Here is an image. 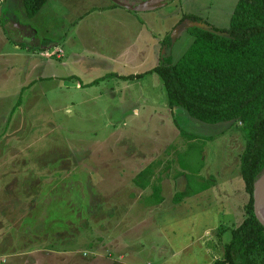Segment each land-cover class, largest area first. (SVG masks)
<instances>
[{"label":"rangeland","instance_id":"1","mask_svg":"<svg viewBox=\"0 0 264 264\" xmlns=\"http://www.w3.org/2000/svg\"><path fill=\"white\" fill-rule=\"evenodd\" d=\"M9 1L0 0V264H124L115 261L122 232L136 243L128 253L134 264H146L147 251L136 252L154 245L153 234L144 230L137 238L140 225L126 228L152 192L133 181L150 163L160 185L163 177L182 174L181 166L197 171L195 187L201 180L215 184L211 193L224 205L223 222L208 234L206 252L196 242L179 256H189L187 264L192 257L197 264L221 258L231 229L246 217L249 195L239 169L245 134L238 123H203L171 108L160 76L147 71L183 54L194 39L193 21L227 27L237 0H165L139 8L138 27L112 31L89 20L74 29L79 14L110 0H47L43 7L58 16L39 29L34 44L58 43L47 49L45 68L29 75L16 56L27 52L17 48L25 28L16 20H28L22 1ZM184 14L199 20L180 21ZM111 39L123 44L120 68L111 59L117 55ZM59 49L64 56L57 58ZM38 73L41 81L25 85ZM165 188L170 194L174 187ZM89 241L100 257L90 256Z\"/></svg>","mask_w":264,"mask_h":264},{"label":"trees","instance_id":"2","mask_svg":"<svg viewBox=\"0 0 264 264\" xmlns=\"http://www.w3.org/2000/svg\"><path fill=\"white\" fill-rule=\"evenodd\" d=\"M21 1L28 17L35 15L47 2ZM184 18L199 20L194 15L184 14L180 21ZM212 29L222 34L189 27L194 39L183 54L175 62L163 59L147 72L160 76L171 108H181L189 117L203 123L240 125L246 138L239 157L240 174L249 195L246 217L231 229L223 256L213 263L264 264V227L252 208L253 183L264 170V0H237L228 26ZM153 168L150 163L133 181L142 189L150 185L152 192L146 201L159 203L161 185L152 179ZM186 178L187 186L174 194V202L213 183L210 179L201 180L202 183L195 187L200 178L196 170Z\"/></svg>","mask_w":264,"mask_h":264},{"label":"crops","instance_id":"3","mask_svg":"<svg viewBox=\"0 0 264 264\" xmlns=\"http://www.w3.org/2000/svg\"><path fill=\"white\" fill-rule=\"evenodd\" d=\"M126 1V0H125ZM132 2L134 0H127ZM136 1V0H135ZM3 4L10 5L11 2L9 0H3ZM166 4V1H165ZM164 4V5H165ZM45 5V4H44ZM43 5V6H44ZM40 9L33 17H26L28 21L26 23L18 19L16 23H21L22 26L25 28V40H20L18 42L17 48L22 47L26 49V53H16V56L23 58L25 63H27L26 73L29 75L30 71L35 68H45L47 61H44L49 57L47 54V49L49 47L56 46L58 40H43L41 42H37L34 44L36 39H40V35H38L39 29H45L48 19L50 17L58 16L57 13L47 10L44 7ZM163 6V5H162ZM160 7L156 6L155 8ZM44 8V9H43ZM152 8V9H155ZM144 9V8H143ZM146 9V10H152ZM134 10V11H133ZM139 9H126L117 5L113 0L108 1L106 4L101 6L91 7L83 11L79 16L76 18L77 20L74 22V29H79L80 26L84 25L86 21H99L102 22L104 29L106 30H117L119 28L125 30L128 28L127 26L138 27L137 23L139 21ZM25 12V11H24ZM40 16V17H38ZM44 27L43 26V22ZM49 22V21H48ZM98 22V23H99ZM33 39V44L29 41ZM26 41V42H21ZM66 41V40H65ZM25 45V46H24ZM111 47L115 50L117 55H114L112 61H120L121 65L118 67L120 68L125 64L124 59H122L119 55L122 53V45L116 39H111L110 42ZM118 51V52H117ZM62 52V53H60ZM63 54V55H62ZM56 57L60 58L64 56L63 50H58L56 53ZM73 59L79 57L78 52L70 53ZM36 60L32 66L28 65L29 60ZM28 61V62H27ZM157 65V64H156ZM154 65V66H156ZM42 66V67H41ZM152 66L151 68H153ZM150 68V69H151ZM43 78V73H38V76L35 78H31L29 76V80L25 83V85H31L35 80L41 81ZM134 111H137L134 108ZM180 165V164H179ZM181 166V170H184L182 174H177L176 176L172 177H163L161 180V197L162 200L159 203H150L146 201V198L140 201V216L139 214L132 212L130 216H135L136 218L133 219L136 222L132 224L130 227L126 229H132L135 226H139L142 228L137 236L139 238L142 235V231L148 230L149 233L153 234L151 237L154 239L151 241L154 245H152L149 249L138 250L136 253H147L150 255L149 259L147 260L146 264L153 263L152 260H156L157 264H187V257H180L179 255L182 252H186L194 243H198L202 250L206 252L205 246L206 241L208 238V234L211 233L220 223L223 222V218L220 215V212L224 210V205L219 200L218 196H215L214 192L211 193L213 190L212 184L208 188L201 190L195 194H190L189 196L184 197L179 202L173 201V196L178 191H183L187 186V174L185 171V167ZM185 176V178L183 177ZM176 177V178H173ZM171 184L172 192L170 194L166 193L165 184ZM174 184V186H173ZM168 187V186H167ZM214 191V190H213ZM142 194V193H141ZM140 194V195H141ZM110 198V197H108ZM139 205V204H138ZM111 209L108 210L109 214H112L113 211L109 212ZM145 210V211H144ZM129 211L126 212L128 214ZM144 212V213H143ZM142 213V214H141ZM120 220L117 221L116 224H120ZM120 228H124L121 226ZM121 235V240L117 242L118 247L121 249L119 253V260H115L120 263L124 264H134L136 262V257H134L133 252L131 251L132 257H129L128 253L130 252L129 249H133L136 251L135 242H131V240L125 235L124 232ZM155 235V236H154ZM205 239V241H204ZM129 241V243L127 242ZM90 244V252L92 257H100L96 252L93 251L92 242L89 241ZM122 242V243H121ZM137 242V241H136ZM107 244V243H106ZM151 245V244H150ZM107 246V245H106ZM89 252V251H88ZM89 252V253H90ZM95 255H93V254ZM87 254V253H85ZM101 257H107V259L112 258V255L109 253L102 254ZM155 256V257H154ZM210 256L208 257V261L210 260ZM112 260V259H111ZM199 258L192 257L189 264H197ZM131 262V263H130ZM213 262V259H212ZM212 262H208L211 264Z\"/></svg>","mask_w":264,"mask_h":264},{"label":"water","instance_id":"4","mask_svg":"<svg viewBox=\"0 0 264 264\" xmlns=\"http://www.w3.org/2000/svg\"><path fill=\"white\" fill-rule=\"evenodd\" d=\"M117 5L124 7L126 9H152L156 6H162L165 4V0H134L132 2L125 0H113ZM191 25L203 28L206 30L214 31L212 28L208 27L204 23L198 21H193ZM217 34H222L219 31H214ZM264 196V170L259 175V177L253 183L252 190V208L253 213L256 216L257 220L264 227V207L262 205Z\"/></svg>","mask_w":264,"mask_h":264},{"label":"bare ground","instance_id":"5","mask_svg":"<svg viewBox=\"0 0 264 264\" xmlns=\"http://www.w3.org/2000/svg\"><path fill=\"white\" fill-rule=\"evenodd\" d=\"M262 205H263V207H264V196H263V201H262Z\"/></svg>","mask_w":264,"mask_h":264}]
</instances>
